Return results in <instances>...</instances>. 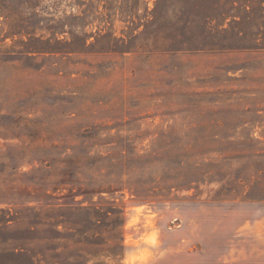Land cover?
<instances>
[{
	"label": "rangeland",
	"instance_id": "rangeland-1",
	"mask_svg": "<svg viewBox=\"0 0 264 264\" xmlns=\"http://www.w3.org/2000/svg\"><path fill=\"white\" fill-rule=\"evenodd\" d=\"M125 262L264 264V0H0V264Z\"/></svg>",
	"mask_w": 264,
	"mask_h": 264
},
{
	"label": "clouds",
	"instance_id": "clouds-1",
	"mask_svg": "<svg viewBox=\"0 0 264 264\" xmlns=\"http://www.w3.org/2000/svg\"><path fill=\"white\" fill-rule=\"evenodd\" d=\"M143 243L146 245H153L156 241H155V236L152 233H149L147 235H145L144 237H142ZM145 254H146V250H145ZM125 264H127V262H125Z\"/></svg>",
	"mask_w": 264,
	"mask_h": 264
},
{
	"label": "trees",
	"instance_id": "trees-1",
	"mask_svg": "<svg viewBox=\"0 0 264 264\" xmlns=\"http://www.w3.org/2000/svg\"><path fill=\"white\" fill-rule=\"evenodd\" d=\"M120 249L122 250V246L120 247Z\"/></svg>",
	"mask_w": 264,
	"mask_h": 264
}]
</instances>
